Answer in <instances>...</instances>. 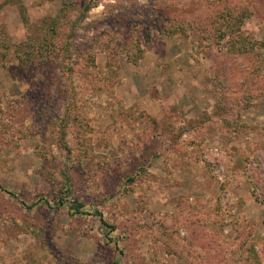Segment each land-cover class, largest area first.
<instances>
[{
	"label": "rangeland",
	"instance_id": "rangeland-1",
	"mask_svg": "<svg viewBox=\"0 0 264 264\" xmlns=\"http://www.w3.org/2000/svg\"><path fill=\"white\" fill-rule=\"evenodd\" d=\"M0 264H264V0H0Z\"/></svg>",
	"mask_w": 264,
	"mask_h": 264
},
{
	"label": "trees",
	"instance_id": "trees-1",
	"mask_svg": "<svg viewBox=\"0 0 264 264\" xmlns=\"http://www.w3.org/2000/svg\"><path fill=\"white\" fill-rule=\"evenodd\" d=\"M81 208H82V205H81V204H75V209H76L77 212H81V211H80ZM100 218H101L102 221H104V219H103L102 216H100ZM104 223H105V222H104ZM105 225L107 226L106 223H105Z\"/></svg>",
	"mask_w": 264,
	"mask_h": 264
}]
</instances>
